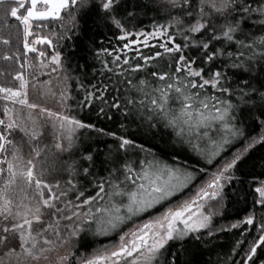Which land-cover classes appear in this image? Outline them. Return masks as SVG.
<instances>
[{
	"label": "snow or ice",
	"instance_id": "snow-or-ice-1",
	"mask_svg": "<svg viewBox=\"0 0 264 264\" xmlns=\"http://www.w3.org/2000/svg\"><path fill=\"white\" fill-rule=\"evenodd\" d=\"M5 4L12 5L6 11V16L15 18L22 27L25 55L36 53L35 45L57 48L50 36L36 34V38L29 42V37L34 35L33 21H59L63 33L51 29V36L59 40L66 38L65 34L70 30L79 28L82 16L94 13L106 26L110 24L122 33L117 37L119 40H126L131 35L126 23L137 16L135 10H129L127 0H0V5ZM132 7L135 9L137 6L133 4ZM155 7L160 8L162 15L169 17L167 23H154L152 32L136 35L145 37L146 46L149 37H167V42L159 45L163 52L140 55L133 64L126 53L122 58L106 48L102 49L96 58L107 54L112 56V60L100 61V74H111L108 80L112 81L113 77L116 80L111 87L108 84H92L93 90L90 91L77 79L78 88L86 93L78 103L82 107H91L94 101H100L99 112L102 114L107 106L109 110L121 112L124 117H138L150 129L160 126L170 129L176 142L188 145L203 165L216 162L215 170L209 171L206 166L190 167L178 162L162 163L156 159H145L140 161L139 171H135L127 161L120 164L118 153L119 150L127 152L131 147L143 150V146L136 145L125 136L108 132L105 134L119 141V148L117 155L110 151L106 156L105 162L111 164V170L107 177H101L94 183L97 189L95 195H86L87 190H81L72 178L66 181L70 186L68 190H61L57 194L53 189H60L59 181L54 185L48 183L44 179L45 170L38 167L36 161L44 151L38 144L32 143L39 139V131L27 128L21 112L5 104L3 118H0V217L3 218L0 221V264H39L42 259L48 261L47 254L54 251V241L46 234L54 233L60 237L61 221L69 222L63 225L68 229L69 239L61 240V245L71 238L80 237L81 233L105 237L115 233L117 236L103 250L90 257H81L77 264H156L170 241L189 236L200 240L205 231L209 237L214 235V217L224 207L226 185L237 178L235 171L250 149L264 144V92L259 94L257 102L254 98L257 89L247 92L240 88L238 98L246 107L233 103L231 96L235 93L226 79L227 74L216 65L219 62L224 66V61L218 58L226 52L233 68L264 59V36L249 41L251 33L244 31L247 22L255 17H259L260 24L264 26V0H156ZM174 11L177 14L173 15ZM62 14H66V17ZM171 28L177 29L176 35L182 38L183 43L176 41L175 35L169 31ZM241 36L245 38L241 39ZM3 43L8 44L9 41L4 40ZM215 43L221 46L215 47ZM231 46L236 47L238 55L227 51ZM124 47L128 48L129 44L126 43ZM257 47L259 51H256ZM192 48L199 53L195 57L187 54V50ZM244 50H250L251 55L245 56ZM45 56V51L38 52L39 69L50 67L52 72L65 71L64 79L71 78L64 68L59 50L51 54L48 63L43 59ZM165 57L168 71H161L159 65L152 62ZM4 58L9 59L8 56ZM25 66L32 67L27 60L22 65ZM140 73L146 75L139 76ZM15 79L20 82L19 88L0 87V100L28 109L38 108L37 104L28 100V81L20 73ZM33 79L38 77L34 75ZM113 91L115 95L109 101L106 93ZM63 99L71 97L65 95ZM245 110L248 118H253L252 114L256 113L254 119L259 120L261 127L258 137L246 136L242 126ZM40 112H46L49 117L55 115L59 121V127L64 132L60 142L55 144L59 152L72 154L76 148L75 133L79 129L95 128L93 124L75 116L52 113L45 108H40ZM27 118L32 119L31 113ZM17 132L28 137L32 158L25 160L21 147L11 138ZM240 139L245 140L241 149L231 157L217 161L229 145ZM64 140L67 141L66 145ZM95 163L91 152L82 154L79 160L68 164L69 177L80 175L81 169L84 177L92 176L91 168ZM121 172L123 180L117 178ZM201 175L204 179L196 184ZM33 185L35 197L31 199L35 200V204L16 203L13 195L15 189L20 188L26 193ZM193 186L189 195L177 199ZM45 189L49 193L47 197ZM69 191L75 192L74 201L66 199ZM255 192L259 196L255 204L264 210V182ZM24 199L29 197L25 195ZM59 202L65 206L61 208ZM157 206L162 208L158 215L133 224L127 231L123 230V226L134 218L149 213ZM45 209L52 210V219L46 226L34 227L45 223ZM241 224L255 227L258 235L251 241H237L240 248L245 242L249 243L240 264H257V261L264 264V257L257 255L258 249L264 248V220L257 225L255 214L250 213L244 220L232 223L230 229L220 230L238 229ZM72 255L68 251L59 256L56 264H71Z\"/></svg>",
	"mask_w": 264,
	"mask_h": 264
},
{
	"label": "trees",
	"instance_id": "trees-1",
	"mask_svg": "<svg viewBox=\"0 0 264 264\" xmlns=\"http://www.w3.org/2000/svg\"><path fill=\"white\" fill-rule=\"evenodd\" d=\"M127 3L130 11L135 10L137 12L136 18L126 23V28L129 33L140 31L152 32V25L154 23H167L169 17L162 15L160 8L155 7L156 0H127ZM133 4L137 6L135 9L132 7ZM11 6V4L0 5V87L15 88V75L22 71L24 72L27 67H22L25 60L28 63L29 60L33 62L35 57L34 59L31 57L32 52L25 55L23 31L19 22L10 15L6 16V11ZM21 11L23 12L24 10ZM172 14L175 15L177 13L174 11ZM64 15L66 17V14ZM5 20L7 23H5ZM259 21L260 18L255 17L254 20L247 22L244 31L245 33H251V36L248 37L249 41L254 37L264 36V26ZM44 22L49 27L47 28L46 25L42 33L45 34L52 26L56 27L58 33H63L62 29L58 27L57 22ZM32 30L35 35L34 29ZM169 31L175 35L177 42L183 43L182 38L176 35V28H171ZM34 35L29 37V42L35 39ZM120 35L122 33L118 29L110 24L106 26L105 22L97 19L96 15L92 13L82 16L79 19V28L70 30L69 33L65 34L66 38L57 40L54 37L53 39L54 44L57 45L55 50L61 52L64 68L71 77L68 79L71 96L70 111L77 119H81L83 122L91 123L95 126V128H84L77 131L75 134L76 148L72 154L59 152L53 153L48 157V176L45 179L48 183L59 181L64 191H67L70 187L66 181L72 178L73 182L77 183L81 190H87L86 195H95L97 189L94 187V183L99 181L101 177H107L111 170V164L105 162L106 156L110 151L114 156L117 155L119 148V141L105 134L108 132L125 136L133 140L136 145L143 146V150L137 147H131L127 152L119 150L118 153L120 164L127 161L134 166L135 171L139 170L140 161L145 159H156L162 163L178 162L190 167L193 165L196 167L206 166L209 171L215 170L216 162L213 165H203V162L190 150L188 145L176 142V138L170 129H166L163 126L150 129L138 117H124L121 112H117L115 109L109 110L107 106H105V113L102 114L99 112V108L101 107L100 101H94L91 107H82L79 105L78 102L84 99L86 93L83 89L78 88L77 79L90 91L93 90L91 89L92 84L100 86L108 84L111 87L116 80V77H113L112 81L108 80L107 77L111 74H105L104 76L100 74L102 67L100 61L112 60V56H108L107 54H102L99 59L96 58V54L101 52L102 49L106 48L108 52H112L114 55H121L122 58L126 53L127 58L133 64L137 62V58L140 55H148L155 51L163 52V49L159 47L160 44H164V41L161 39H156L147 44V46L142 45L126 49L124 45L127 43V40H119L117 37ZM240 38L244 39L245 37L241 36ZM4 40H8L9 43H3ZM214 46L220 47L221 45L215 43ZM117 49L121 51L117 52ZM259 50V47H257L256 51ZM227 51L232 52L234 56L238 55L235 46L228 47ZM244 52L245 56L251 55L250 50H244ZM187 54L195 57L199 53L195 48H192L187 50ZM5 56H8L9 59H5ZM218 60H223L224 66L217 62L216 68H220L227 74L226 79L235 93L231 96L232 102L246 107L238 98V90L240 88H243L247 92H251L253 88L257 89L254 98L259 102V94L264 92V59L253 60L250 63H245L240 68L230 66L232 60L228 58L227 52L224 56L219 57ZM140 62L143 63V61ZM152 63L159 65V70L168 71L167 57ZM145 75V73L139 74V76ZM148 78L150 80L152 79L151 77ZM244 82L247 83L245 84ZM216 94L220 95L219 93ZM106 95L109 101H111L115 92L113 91L111 94L106 93ZM248 116L249 114L245 110L242 126L244 127L246 136L258 137L261 132V127L259 120L254 119L256 113L252 114L253 118H248ZM0 118H3L1 108ZM95 129H102L103 131L98 132ZM20 137L21 134L17 132L11 138L18 141ZM244 143L245 140L240 139L229 145L222 154V157L217 158V161L231 157L233 153L244 146ZM29 147L31 148V146ZM88 152L93 154L96 161L95 166L91 168L93 175L84 177L81 169L80 175L69 177L67 171L68 164L72 163L73 160H79L82 154H87ZM45 156L47 157L48 155L43 152L41 160H44ZM235 176L237 178L226 185L227 197L224 201L223 209H221L220 214L214 217V235L209 237L205 231L201 234L200 240H196L194 236H189L181 241H170L167 250L158 258L156 264H173V261L174 264H240L244 259V251L249 247V243L245 242L243 248H240L237 247V241H251L257 237L258 233L256 228L241 224L238 229H220H230L232 223L244 220L250 213L255 214L257 225L264 220V210L261 209L260 205L255 204V200L258 199V194L255 192V189L264 182V144H257L254 148L250 149L244 159L239 163L235 171ZM117 178L123 180V173L121 172ZM203 179L204 176L201 175L200 179L196 181V184H199ZM193 189L194 186L186 190L177 199L189 195ZM68 193V198L74 200L75 192L69 191ZM160 211H162V208L157 206L156 209L151 210L149 213L142 214L134 222H143L152 216L158 215ZM51 219L52 216L50 214L44 220L45 223L43 225H34V227L46 226L47 222ZM68 223V221H61L60 237L55 236L54 233H49L48 238L54 241V245L57 241L60 243L61 240L69 239L68 229L63 227L64 224ZM242 232L244 233L243 236L241 235ZM116 239L117 236L115 233L107 237L93 236L91 233H81L80 237L71 238L64 245H68L67 250L73 253L70 261L71 264H74L81 257H89L95 252L103 250L105 245H110ZM257 255L264 257V248L258 249ZM257 264H259L258 261Z\"/></svg>",
	"mask_w": 264,
	"mask_h": 264
},
{
	"label": "rangeland",
	"instance_id": "rangeland-1",
	"mask_svg": "<svg viewBox=\"0 0 264 264\" xmlns=\"http://www.w3.org/2000/svg\"><path fill=\"white\" fill-rule=\"evenodd\" d=\"M64 15V14H62ZM58 27H60V22L57 21ZM46 23L44 21H33V29L35 32V38L36 34L42 35V36H50V38L54 39L55 36H51V29L55 28V26H52L51 29L46 31V33H42L44 28L46 27ZM49 26L47 25V28ZM63 31V30H62ZM142 32V31H140ZM140 32H135L131 33L127 37V44H129V47L126 49H130L132 47H138L145 45V37L144 36H138L136 35L137 33ZM150 33V32H146ZM156 39H161L165 42H167V38L164 36L161 37H149L147 40V44L153 42ZM135 41V43H133ZM55 42L53 41V44ZM55 45V44H54ZM37 48V52L33 53L31 57L35 60L32 62L29 60L30 65L32 67H26L24 72H20L25 78V80L28 81V88H27V93H28V100L30 103H35L39 107L36 109H28L26 107H22L20 105H11L9 102L0 100V108L1 111L3 112V107L5 104H8L9 107H15L21 112L22 117L24 118L23 123L24 125L29 128H35L36 130L39 131L40 136L37 141H33V145L38 144L41 149H44V153L48 155L47 157L45 156L44 160L42 159V155L39 158H36V161L38 163V167H42L45 170V176L44 179L47 178L48 176V166H47V160L48 157L51 156L53 153H59V151L56 150L55 144L60 142V138L64 136L63 130L59 127V121L56 119V116L53 115L49 117L47 113H41L40 108H45L50 110L52 113H57V114H63V115H68V116H75L71 111V102L70 99L64 100L63 96H70V89H69V83L68 80L64 79L65 73L64 71H58V72H52L51 68H45V69H39V59L38 57V52L39 51H45L46 56L44 59L45 63H48L51 54L54 53L55 49L48 47L47 45H35ZM37 76L38 79H33V76ZM16 77V75H15ZM14 77V79H15ZM16 80V87L19 88V80ZM65 88H67V92H65ZM63 94V95H62ZM2 95V94H0ZM71 97V96H70ZM31 113L32 119L29 120L27 117ZM76 117V116H75ZM35 121V123H33ZM80 130V129H79ZM77 133V132H76ZM75 133V134H76ZM18 134H21L18 132ZM17 141V140H16ZM64 144H67V141H63ZM18 145L21 147V154L24 156L25 160L30 159L33 157V154L31 153V148L29 147L28 143V137H24L23 134H21V137L17 141ZM46 161V163H45ZM6 167V165L4 166ZM139 171V170H137ZM46 180V179H45ZM0 183H2V180H0ZM56 182H51L50 184H56ZM261 186V185H259ZM258 186V187H259ZM62 184H60V189H53L57 194H59V191L63 190ZM64 191V190H63ZM45 196L47 197L49 195L47 189L44 190ZM258 194V193H257ZM14 199L16 203H20L23 201L25 204L32 203L35 204V200L31 199L32 197H35V186L33 185L32 189L27 190V192H22L20 191V188H16L14 192ZM25 195L29 197V199H24ZM69 195V193H68ZM68 200H70L68 198ZM259 198V196H258ZM65 198H62L64 200ZM75 200V197H74ZM73 200V201H74ZM59 206L63 208L65 205L63 202H59ZM86 210V209H85ZM45 216L43 217V220H46L48 216L50 215L52 210L45 209ZM137 218H134L133 221L129 222L127 225L123 226L124 231H127L128 228L132 227L133 224H139L141 222H134ZM3 218L0 217V221H2ZM147 220V219H146ZM134 222V223H133ZM249 226V225H248ZM49 236V233L46 234ZM186 238V237H185ZM174 241H181V240H174ZM59 242H55L54 251L48 253L47 255L49 256V260H41L39 264H56V260L59 256L65 255L68 250L67 247L68 245H61ZM58 244V245H57ZM72 257V256H71ZM70 257V258H71ZM90 257V256H89ZM77 264V263H74Z\"/></svg>",
	"mask_w": 264,
	"mask_h": 264
}]
</instances>
